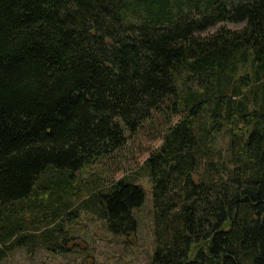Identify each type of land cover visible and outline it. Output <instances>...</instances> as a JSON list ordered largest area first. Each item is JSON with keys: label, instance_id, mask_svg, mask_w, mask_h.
<instances>
[{"label": "trees", "instance_id": "trees-1", "mask_svg": "<svg viewBox=\"0 0 264 264\" xmlns=\"http://www.w3.org/2000/svg\"><path fill=\"white\" fill-rule=\"evenodd\" d=\"M224 23L238 27L200 37ZM154 111L177 120L135 176L79 196L74 174ZM139 177L148 264H264V0H0V217L16 218L0 226V260L33 237L22 202L39 192L54 245L73 202L132 234Z\"/></svg>", "mask_w": 264, "mask_h": 264}, {"label": "rangeland", "instance_id": "rangeland-1", "mask_svg": "<svg viewBox=\"0 0 264 264\" xmlns=\"http://www.w3.org/2000/svg\"><path fill=\"white\" fill-rule=\"evenodd\" d=\"M218 26L229 29L238 27L230 23L218 24L200 33V37L212 33ZM159 112L154 111L151 118L128 138L124 147L84 172L74 174L76 181L71 186L75 190L80 188L79 196L85 193L84 182L97 181L107 185L124 175L135 176V169L160 145L168 121L173 124L177 120V117L168 120ZM136 184L141 188L144 199L140 207L131 211L136 225L132 234L109 233L104 220H99L84 207L75 210L77 202H73L61 220L54 223L60 230L54 234L55 245L50 238L46 239L44 233H40L53 209L49 206L51 200H45L40 192L37 198L31 196L22 202L29 209L20 220L27 227L26 233L30 236L33 234V237L25 238L23 246L4 252L0 264H148L154 248L150 184L144 177L137 178ZM15 221L14 214L5 219L0 217V226H10ZM34 227L38 229L35 231Z\"/></svg>", "mask_w": 264, "mask_h": 264}]
</instances>
